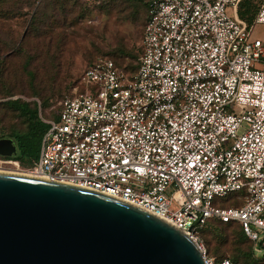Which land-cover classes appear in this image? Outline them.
Here are the masks:
<instances>
[{"label":"built area","instance_id":"obj_1","mask_svg":"<svg viewBox=\"0 0 264 264\" xmlns=\"http://www.w3.org/2000/svg\"><path fill=\"white\" fill-rule=\"evenodd\" d=\"M147 2L136 71L93 61L45 122L34 163H0L136 204L189 234L207 264H239L208 257L200 230L236 221L264 243V38L253 34L264 0L252 24L242 0ZM233 194L241 205H220Z\"/></svg>","mask_w":264,"mask_h":264},{"label":"water","instance_id":"obj_2","mask_svg":"<svg viewBox=\"0 0 264 264\" xmlns=\"http://www.w3.org/2000/svg\"><path fill=\"white\" fill-rule=\"evenodd\" d=\"M12 138L0 156L17 155ZM0 264H207L189 234L124 199L0 172Z\"/></svg>","mask_w":264,"mask_h":264},{"label":"rangeland","instance_id":"obj_3","mask_svg":"<svg viewBox=\"0 0 264 264\" xmlns=\"http://www.w3.org/2000/svg\"><path fill=\"white\" fill-rule=\"evenodd\" d=\"M76 1L82 4L78 7L82 17L73 22L74 14L62 23L57 18V0H0V135L26 129L25 118L9 106L11 101L37 105L44 122L56 118L61 101L80 90L85 69L100 57L113 59L130 73L136 71L146 7L134 0H111L103 5ZM259 3L254 0L256 7ZM38 12L48 15L43 26L33 22ZM253 34L264 38V24H256ZM233 108L243 111L241 106ZM8 165L0 163V171L15 172L6 168ZM242 203L243 197L233 194L220 205ZM216 225L226 228L221 223ZM232 227L242 231L239 223ZM202 236L205 239L208 232ZM242 245L248 250L253 242L248 239ZM209 255L216 256L213 251ZM263 255L264 249L257 252V256ZM224 256L233 253L227 251Z\"/></svg>","mask_w":264,"mask_h":264},{"label":"trees","instance_id":"obj_4","mask_svg":"<svg viewBox=\"0 0 264 264\" xmlns=\"http://www.w3.org/2000/svg\"><path fill=\"white\" fill-rule=\"evenodd\" d=\"M97 1L98 0H92L93 5H103L104 3H107L111 0L101 3H98ZM134 1L141 2L146 7L147 13V0ZM262 1L263 0H260V3L256 7V5L254 4V0H242L239 7L240 17L252 24L258 14ZM81 5L82 4H80V2H74V0H57L58 9L56 10V12L59 11L57 14V18L61 19L62 23H65L69 17H73V15L75 14L72 19V21L74 22L75 19H78V17L80 18L83 15L82 10L78 11V7H80ZM47 16L48 15H46V13L41 16L38 12L34 14L33 22L38 23V26H43L42 24L45 23ZM53 17H56L55 13ZM44 33L51 32L45 31ZM83 89L84 86L80 84L79 91H82ZM9 106L13 110L18 111L20 115L25 118L26 129L22 131L15 130L9 135H0V139L12 138L16 142L18 147L17 155L12 156V158L18 159L23 166H30L39 156L42 137L48 128V124L45 123L39 116L37 105L32 106L30 103L19 102L16 100L11 101L9 103ZM216 223L224 224L226 228H220L218 225H216ZM236 223L239 222H222L216 219H211L200 230V237L203 240L204 247L206 249V255L208 257L214 258L216 261H220L224 258H230L239 264H256L264 260V255L262 257L257 256L256 251V248L262 251L264 249V243L259 242L258 244H256L254 241H252L245 233L244 228L240 223L239 224L241 225L242 231L233 229L232 226ZM204 231L208 232V236L205 239L202 236ZM248 239L253 242V245L248 250H246L245 248H243L242 244ZM205 242L208 249L205 246ZM211 251H213L216 256H210L209 253ZM227 251H231L233 253V256H224Z\"/></svg>","mask_w":264,"mask_h":264},{"label":"bare ground","instance_id":"obj_5","mask_svg":"<svg viewBox=\"0 0 264 264\" xmlns=\"http://www.w3.org/2000/svg\"><path fill=\"white\" fill-rule=\"evenodd\" d=\"M0 172H4V171H0ZM7 173H11V174H22V173H20V172H7Z\"/></svg>","mask_w":264,"mask_h":264},{"label":"flooded vegetation","instance_id":"obj_6","mask_svg":"<svg viewBox=\"0 0 264 264\" xmlns=\"http://www.w3.org/2000/svg\"><path fill=\"white\" fill-rule=\"evenodd\" d=\"M5 157V156H4Z\"/></svg>","mask_w":264,"mask_h":264}]
</instances>
